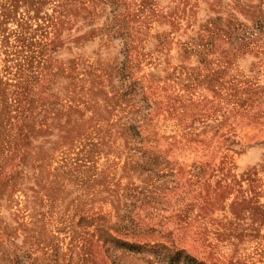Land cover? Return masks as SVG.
Returning <instances> with one entry per match:
<instances>
[{
	"label": "rangeland",
	"instance_id": "rangeland-1",
	"mask_svg": "<svg viewBox=\"0 0 264 264\" xmlns=\"http://www.w3.org/2000/svg\"><path fill=\"white\" fill-rule=\"evenodd\" d=\"M0 264H264V0H0Z\"/></svg>",
	"mask_w": 264,
	"mask_h": 264
},
{
	"label": "trees",
	"instance_id": "trees-1",
	"mask_svg": "<svg viewBox=\"0 0 264 264\" xmlns=\"http://www.w3.org/2000/svg\"><path fill=\"white\" fill-rule=\"evenodd\" d=\"M257 30H258V32H260L261 34H263V32H262V26H261L260 23L257 24ZM161 248L168 255H171V256L168 257L169 262L175 261L176 258L178 259L181 255H184V254H185L184 255L185 258L188 261H191V263H194V262H196L195 260H197L196 258L189 256L188 253H186L183 248H175L172 245H163V247H161Z\"/></svg>",
	"mask_w": 264,
	"mask_h": 264
}]
</instances>
